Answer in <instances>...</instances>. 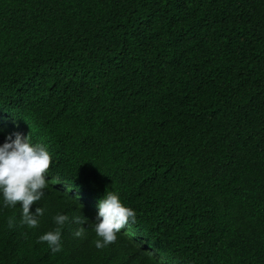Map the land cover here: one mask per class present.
<instances>
[{
  "label": "trees",
  "instance_id": "16d2710c",
  "mask_svg": "<svg viewBox=\"0 0 264 264\" xmlns=\"http://www.w3.org/2000/svg\"><path fill=\"white\" fill-rule=\"evenodd\" d=\"M17 133L52 163L38 227L0 194V264H264V0H0ZM106 191L136 221L97 249Z\"/></svg>",
  "mask_w": 264,
  "mask_h": 264
},
{
  "label": "clouds",
  "instance_id": "9594fccd",
  "mask_svg": "<svg viewBox=\"0 0 264 264\" xmlns=\"http://www.w3.org/2000/svg\"><path fill=\"white\" fill-rule=\"evenodd\" d=\"M7 141L0 146V194L5 207L22 205L20 220L22 225L36 228L39 225L38 217L44 215V209L37 207L35 214H32L30 208L42 199L44 190L48 187L49 181L46 180V176L52 163L51 156L43 145L33 146L30 143V134L24 138L17 133L14 140L9 136ZM93 205H98L99 222L93 225L97 237L93 243L97 249L115 243L117 234L122 229L126 235L129 234L130 228L127 225L130 220L135 223L136 213L122 204L116 192L106 191L99 204L93 201ZM53 220L56 227L41 235L37 242L46 243L53 253H58L62 250V230L69 222V216L57 214ZM80 222L78 218L72 220V223ZM15 223V216L8 218L7 224L10 229ZM84 232L85 229L78 228L74 236L80 238Z\"/></svg>",
  "mask_w": 264,
  "mask_h": 264
},
{
  "label": "rangeland",
  "instance_id": "374dc122",
  "mask_svg": "<svg viewBox=\"0 0 264 264\" xmlns=\"http://www.w3.org/2000/svg\"><path fill=\"white\" fill-rule=\"evenodd\" d=\"M3 123H6V121L5 120H2L1 121V124H3ZM160 261L163 262V258L162 257L160 258Z\"/></svg>",
  "mask_w": 264,
  "mask_h": 264
}]
</instances>
